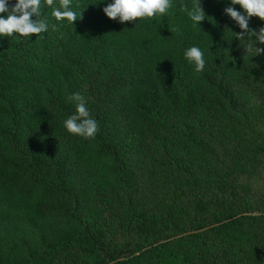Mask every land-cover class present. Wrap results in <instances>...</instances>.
I'll use <instances>...</instances> for the list:
<instances>
[{"label": "trees", "instance_id": "1", "mask_svg": "<svg viewBox=\"0 0 264 264\" xmlns=\"http://www.w3.org/2000/svg\"><path fill=\"white\" fill-rule=\"evenodd\" d=\"M100 2L73 0L82 12L73 24L0 39V264H57L72 246L89 258L82 264H204L215 254L252 264L264 253V210L233 183L201 178L211 164L199 135L207 116L240 123L249 86L264 88V66L223 13L228 0H201L206 19L197 27L181 10L191 0H173L163 18L123 24ZM43 11L55 24L51 8ZM250 27L264 21L253 17ZM193 45L204 51L200 73L183 58ZM75 92L98 122L94 139L63 127ZM154 147L171 165L174 189L186 191L175 199L188 223L135 212L127 227L138 245L111 251L92 208L114 191L131 193Z\"/></svg>", "mask_w": 264, "mask_h": 264}, {"label": "rangeland", "instance_id": "2", "mask_svg": "<svg viewBox=\"0 0 264 264\" xmlns=\"http://www.w3.org/2000/svg\"><path fill=\"white\" fill-rule=\"evenodd\" d=\"M253 58L264 66V55ZM244 105L243 120L240 123H226L215 116H207L209 124L199 131V135L208 147L205 153L211 164L202 169L201 178L214 177L233 183L238 193L252 199L254 204L258 203L260 211H263L264 88L249 86V97L245 99ZM160 152L157 147L149 151L151 158L137 168L133 177L135 187L130 189L131 193L114 191L111 197L101 200L92 208L94 230L102 233L105 245L111 251L138 245L139 241L129 234L127 227L129 217L135 212L144 210L154 220L163 215H172L175 223H188L186 213L177 211L179 206L175 199L179 194L185 199L186 191L174 189L169 179L171 165L163 163L162 157H159ZM184 154L187 158L186 152ZM216 187V183H211L209 192L217 194ZM173 226L174 223H167V227ZM57 259V264H82L89 261L75 246L60 253ZM251 259L252 264H264V253L257 251ZM229 262L222 255L215 254L214 258L205 259L204 264Z\"/></svg>", "mask_w": 264, "mask_h": 264}, {"label": "clouds", "instance_id": "3", "mask_svg": "<svg viewBox=\"0 0 264 264\" xmlns=\"http://www.w3.org/2000/svg\"><path fill=\"white\" fill-rule=\"evenodd\" d=\"M105 6L103 14L118 23L133 22L140 19L165 17L173 9V0H102ZM238 6V8H237ZM44 7L51 8L50 16L55 24L50 23L49 16L43 11ZM73 0H0V39L4 37H23L31 39L56 29L58 24L67 22L73 24L81 19L82 12L75 9ZM192 22L193 27L199 26L206 15L201 6V0H191V7H181ZM223 13L240 29L235 33L237 40L245 41V50L252 57L264 55V27L258 30L250 27L253 17L264 21V0H228ZM34 17V19H33ZM138 22L135 23V25ZM183 58L194 66L196 73L205 69L204 51L196 46H190L183 51ZM68 100L75 105V111L63 120L64 129L71 135L84 140L94 139L98 132V122L88 108V102L80 92L72 93Z\"/></svg>", "mask_w": 264, "mask_h": 264}]
</instances>
